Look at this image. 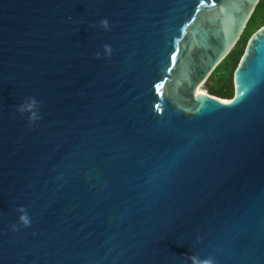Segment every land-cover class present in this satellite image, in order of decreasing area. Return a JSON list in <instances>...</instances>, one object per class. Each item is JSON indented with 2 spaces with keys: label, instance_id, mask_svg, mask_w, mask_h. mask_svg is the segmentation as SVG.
<instances>
[{
  "label": "water",
  "instance_id": "obj_1",
  "mask_svg": "<svg viewBox=\"0 0 264 264\" xmlns=\"http://www.w3.org/2000/svg\"><path fill=\"white\" fill-rule=\"evenodd\" d=\"M260 1L0 0V264H264V24L200 90Z\"/></svg>",
  "mask_w": 264,
  "mask_h": 264
},
{
  "label": "clouds",
  "instance_id": "obj_2",
  "mask_svg": "<svg viewBox=\"0 0 264 264\" xmlns=\"http://www.w3.org/2000/svg\"><path fill=\"white\" fill-rule=\"evenodd\" d=\"M90 28L99 29L103 32H110L111 25L110 21L107 17H101L98 21L89 25ZM113 54V47L111 43L104 42L100 45L99 49H97L93 53L94 59L101 58H110ZM37 100L33 96H28L24 98L18 105H16L15 110L17 113L23 115L27 114L26 122L29 129H34L39 126V121L42 119V116L38 114L36 109ZM16 212L18 213L16 222H13L9 227L11 231L18 232L21 228H28L31 226L32 217L24 210L23 206H18L16 208ZM197 240L199 237L197 236ZM185 257L183 264H216V261L212 257H200L197 254H188L182 255Z\"/></svg>",
  "mask_w": 264,
  "mask_h": 264
},
{
  "label": "trees",
  "instance_id": "obj_3",
  "mask_svg": "<svg viewBox=\"0 0 264 264\" xmlns=\"http://www.w3.org/2000/svg\"><path fill=\"white\" fill-rule=\"evenodd\" d=\"M264 14V0H261L251 16L242 37L238 40L237 44L225 57V59L216 67L207 81L212 82L208 86V92L220 98L231 99L234 96L233 73L241 58L246 43L250 35L257 29L260 15ZM263 25V24H262ZM222 81L221 86H215L214 82ZM206 91V90H205Z\"/></svg>",
  "mask_w": 264,
  "mask_h": 264
},
{
  "label": "rangeland",
  "instance_id": "obj_4",
  "mask_svg": "<svg viewBox=\"0 0 264 264\" xmlns=\"http://www.w3.org/2000/svg\"><path fill=\"white\" fill-rule=\"evenodd\" d=\"M257 22L259 23V24H258V27L261 26L262 24H264V14L260 15V17H259V19L257 20ZM221 82H222V81L218 80V81L214 82V84H215V86H221V84H222ZM211 84H212V82L207 81V83H204L201 87H202L204 90L208 91V86L211 85ZM233 98H234V97H233ZM233 98H231V99H233Z\"/></svg>",
  "mask_w": 264,
  "mask_h": 264
},
{
  "label": "bare ground",
  "instance_id": "obj_5",
  "mask_svg": "<svg viewBox=\"0 0 264 264\" xmlns=\"http://www.w3.org/2000/svg\"><path fill=\"white\" fill-rule=\"evenodd\" d=\"M200 90L203 91V92H207V91H205L202 87H200ZM223 99H225V101L229 100V99H227V98H223Z\"/></svg>",
  "mask_w": 264,
  "mask_h": 264
},
{
  "label": "snow or ice",
  "instance_id": "obj_6",
  "mask_svg": "<svg viewBox=\"0 0 264 264\" xmlns=\"http://www.w3.org/2000/svg\"><path fill=\"white\" fill-rule=\"evenodd\" d=\"M200 3H205V0H200ZM262 31H264V30H262ZM243 94V93H242ZM235 99V98H234ZM230 103H231V101H230ZM158 107V106H157Z\"/></svg>",
  "mask_w": 264,
  "mask_h": 264
}]
</instances>
